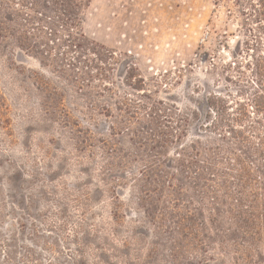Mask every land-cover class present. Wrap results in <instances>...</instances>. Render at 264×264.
<instances>
[{
    "label": "rangeland",
    "instance_id": "374dc122",
    "mask_svg": "<svg viewBox=\"0 0 264 264\" xmlns=\"http://www.w3.org/2000/svg\"><path fill=\"white\" fill-rule=\"evenodd\" d=\"M32 1L0 0V264H233V255L218 245L203 252L213 258L208 261L197 253L172 260L168 235H157L144 212L151 209L144 190L157 174L167 182L169 172L176 173L188 188L178 193L181 202L200 198L207 164L188 162L184 173L175 170L183 157L178 152L199 159L192 143L202 159L230 146L245 158L233 126L261 147L264 87L248 66L256 52H247L248 32L232 4L90 0L81 28L105 49L88 53L85 67L78 53L66 56L54 35V28L64 33L54 26L53 12L43 6L40 14ZM64 56L76 66L69 70ZM151 98L164 100L169 116L157 129L172 139L165 149L161 137L149 142L129 132L112 135L114 124L123 128L125 101L140 108ZM78 124L92 132L91 141L81 142ZM159 150L165 170L145 178V160ZM112 156L124 164L110 167ZM234 164L221 163L209 184L229 180L239 198ZM248 164L256 169L264 202L260 161L256 156Z\"/></svg>",
    "mask_w": 264,
    "mask_h": 264
},
{
    "label": "trees",
    "instance_id": "16d2710c",
    "mask_svg": "<svg viewBox=\"0 0 264 264\" xmlns=\"http://www.w3.org/2000/svg\"><path fill=\"white\" fill-rule=\"evenodd\" d=\"M45 1L47 4L45 2L42 5L44 0H33L31 5L40 14L45 13L40 10L43 9V6L47 11L53 12L54 26H61L64 33L63 36H59L60 30L54 28V35L60 37L58 39L61 40V45L66 47V56L71 52L78 53L82 64L89 67V62L83 60L87 54L95 53L96 47L105 49L103 45L90 41L81 28L82 8L90 0ZM216 2L217 4L220 2L231 3L234 9L231 8L230 11L236 12L239 16L241 27L248 32L249 39L245 42L247 52H256V54H250L252 62L248 63V66L255 72L257 83L264 87V0H216ZM48 59L52 61L51 55ZM65 60H71L67 57L65 59V56L63 58V62L65 66L69 67V70L71 66H76L74 61L68 64ZM62 71H64L63 68ZM100 75L104 74L100 72ZM46 86L50 85L46 83ZM256 105L260 107L261 102L257 101ZM119 111L123 128L119 124L118 126L114 124L111 127L113 136L129 132L135 137L143 136L149 142H159L157 137H161L164 141V143H160L162 149H165L172 141L169 134H157L162 120L169 117L164 100L151 98L150 102L141 104L140 108L139 106L132 107L131 103L125 101V106ZM66 112L69 114L68 117H71L69 111L66 110ZM108 112H110L109 109ZM110 115H114L112 111ZM241 120L242 118H233L236 124H241ZM68 121L71 122L69 119ZM251 129H255V127L251 126ZM76 130L79 135H82L79 136L81 142L91 141L93 135L90 130L81 128L79 124ZM231 133L236 140V145L241 146V150L245 148V158L238 156L233 146L222 148L216 155L208 154L206 159H202L203 153L200 152L196 144L192 143L191 148L196 150V156L199 157L194 161H190V154L186 152L187 150L178 152V155L183 157L177 159L178 166L175 167L177 172L184 173L189 168L188 162L197 165L200 162L207 164L205 167L208 177H202L204 180L199 183L204 188L200 198L192 197L186 202H181L178 193L188 188L177 182L179 178L175 172H169L170 179L167 182L164 180V176L154 175L151 177V188L144 190V196L151 207L150 210L146 208L144 212L153 217L157 235L163 233L168 235L169 242L172 244L170 256L174 261H183L187 258L186 256L195 253L208 261L213 258H207L208 255L203 252L207 253L210 249L215 251L214 245H218L219 250L223 253L233 255V264H264V202L259 190V181L254 177L256 169L248 164V160L257 156L260 161L257 169L264 176V138L259 148L246 136L244 130L232 126ZM175 137L178 139L180 136L176 135ZM223 153H227L229 156L224 158ZM159 155H163L160 150L155 157L145 160L147 162L143 170L140 171L142 176L148 178L156 169L164 172L163 160ZM233 155L236 157L232 158ZM110 159V167L120 166L119 163L124 164V159L117 156H112ZM235 161L239 167L237 169L239 182L236 184L239 198H235V194L229 190V180L216 182L218 186L209 184L211 175L219 170L218 166L221 163L232 168L230 166H235ZM223 204L226 209L222 210L220 206ZM113 218L119 222V210H114ZM170 218L172 220L170 224H167Z\"/></svg>",
    "mask_w": 264,
    "mask_h": 264
}]
</instances>
